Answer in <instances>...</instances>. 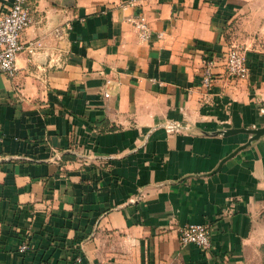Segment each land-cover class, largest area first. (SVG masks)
Listing matches in <instances>:
<instances>
[{
    "label": "crops",
    "instance_id": "crops-1",
    "mask_svg": "<svg viewBox=\"0 0 264 264\" xmlns=\"http://www.w3.org/2000/svg\"><path fill=\"white\" fill-rule=\"evenodd\" d=\"M30 11L22 41L41 48L0 73V264H264V133L249 130L264 126V0ZM233 45L239 81L220 58ZM188 222L212 223L209 249L181 243Z\"/></svg>",
    "mask_w": 264,
    "mask_h": 264
},
{
    "label": "built area",
    "instance_id": "built-area-1",
    "mask_svg": "<svg viewBox=\"0 0 264 264\" xmlns=\"http://www.w3.org/2000/svg\"><path fill=\"white\" fill-rule=\"evenodd\" d=\"M31 0H13L7 11H0V73L14 77L18 71L17 59L19 53L27 49L34 54L41 48L38 41L25 44L22 34L31 22L30 11ZM133 4V3H131ZM138 36L142 41H150L152 28L148 18L138 13L130 17ZM60 33L61 29L57 28ZM225 71L229 78L234 81L245 79L249 76L250 66L245 48L238 45L231 46L220 56ZM217 60L208 58L203 70V83L211 86L215 80L214 68ZM109 95V92H105ZM179 237L183 245L194 243L203 249H209L212 245V223L211 222H188L179 227ZM29 243L23 241L21 250L26 251Z\"/></svg>",
    "mask_w": 264,
    "mask_h": 264
},
{
    "label": "water",
    "instance_id": "water-1",
    "mask_svg": "<svg viewBox=\"0 0 264 264\" xmlns=\"http://www.w3.org/2000/svg\"><path fill=\"white\" fill-rule=\"evenodd\" d=\"M170 130H177V129H181L180 125H170L169 126ZM251 130V132L253 133L251 140L258 138L261 134L264 133V126L263 127H259V128H254V129H249Z\"/></svg>",
    "mask_w": 264,
    "mask_h": 264
}]
</instances>
